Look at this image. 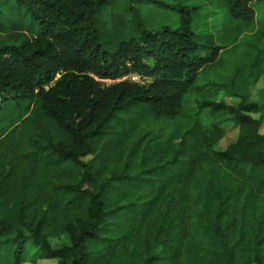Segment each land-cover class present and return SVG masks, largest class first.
<instances>
[{
	"label": "trees",
	"instance_id": "16d2710c",
	"mask_svg": "<svg viewBox=\"0 0 264 264\" xmlns=\"http://www.w3.org/2000/svg\"><path fill=\"white\" fill-rule=\"evenodd\" d=\"M217 2L231 29L200 0H0L9 264H264V0ZM138 5L178 26L149 30ZM210 30L254 44L246 75L196 85L224 48Z\"/></svg>",
	"mask_w": 264,
	"mask_h": 264
},
{
	"label": "rangeland",
	"instance_id": "374dc122",
	"mask_svg": "<svg viewBox=\"0 0 264 264\" xmlns=\"http://www.w3.org/2000/svg\"><path fill=\"white\" fill-rule=\"evenodd\" d=\"M174 1V0H173ZM178 1V0H176ZM182 3L191 5L195 0H180ZM198 1V0H196ZM203 4L204 14H210L212 13H218L219 22L220 25H226L227 29H231L232 24L229 23L227 17L224 16V6L217 2V0H210V3L205 2V0H200V4ZM206 3V5H205ZM137 9L139 11L140 17L146 24L149 30L156 31L160 27L168 25L170 27H176L178 26V15L173 14L170 11L162 10L159 8H156L152 5H138ZM254 10L256 13V23H260L264 21V5L262 4H256L254 5ZM213 36V42L215 45L224 46L222 53L219 56V62L215 64L211 69L208 70L206 74L200 75V78L196 82V85L203 86L204 84H210L213 81H223L226 80V82L230 81L229 79L232 77V75L235 72L242 73V75H246V72H249V65L251 64L252 59L246 60L244 55L242 54L244 49L246 51H249V49L253 48L254 44H251L247 48V44L250 42L247 38H241L240 36L238 40L233 42V39H227L226 41H218L216 39L217 34L213 31H209ZM231 41V42H230ZM234 45V46H233ZM243 78V77H242ZM242 79L235 80L236 86L239 90H244V83L241 81ZM234 88V85H232ZM263 87V82L260 81L258 84L253 85L247 89V92L249 94V100L250 101H257L258 100V92L259 89ZM194 100V99H193ZM216 101L218 102H224L228 105H234L236 106L239 102V99L233 98L230 96H227L223 91L220 92L216 98ZM254 118H257V115H252ZM235 127H230L226 129V139L222 141V146H226L228 143L232 142L235 138ZM261 132H264V126L261 130ZM12 234L8 236V238H12ZM61 241L51 240L50 243L52 246H55L56 244H60ZM34 253V250L31 248L28 249L27 252H25V255L27 257H30ZM11 256V246L7 245L5 248L0 249V264H9ZM24 264H30L26 262ZM37 264H57L56 260H40Z\"/></svg>",
	"mask_w": 264,
	"mask_h": 264
},
{
	"label": "built area",
	"instance_id": "2783aa9c",
	"mask_svg": "<svg viewBox=\"0 0 264 264\" xmlns=\"http://www.w3.org/2000/svg\"><path fill=\"white\" fill-rule=\"evenodd\" d=\"M124 79H128V80L133 81V82L141 83V79L138 76H136L135 74H129L126 77H124Z\"/></svg>",
	"mask_w": 264,
	"mask_h": 264
},
{
	"label": "clouds",
	"instance_id": "9594fccd",
	"mask_svg": "<svg viewBox=\"0 0 264 264\" xmlns=\"http://www.w3.org/2000/svg\"><path fill=\"white\" fill-rule=\"evenodd\" d=\"M126 77V76H125ZM121 80H125L124 77ZM128 80V79H127ZM99 81V80H98ZM119 81V80H118ZM100 82L106 84V85H110V84H114L117 81H112V80H100Z\"/></svg>",
	"mask_w": 264,
	"mask_h": 264
}]
</instances>
